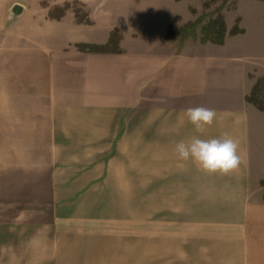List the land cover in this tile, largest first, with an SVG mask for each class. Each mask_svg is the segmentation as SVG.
<instances>
[{"label":"crops","instance_id":"obj_1","mask_svg":"<svg viewBox=\"0 0 264 264\" xmlns=\"http://www.w3.org/2000/svg\"><path fill=\"white\" fill-rule=\"evenodd\" d=\"M80 1L87 23L78 21L74 8L52 15L57 1L0 0V138L20 140L4 154L24 155L20 169L29 178L18 179L19 185L54 188L45 192L55 204L50 223L40 215L31 225L28 218L18 226L0 224V250H22L14 264L28 258L43 264L44 257L55 264L73 261L76 244L67 236L76 234L79 215L72 212L82 196L91 195V188L139 185L133 158L129 166L108 156L138 154L140 112L147 107L151 173L164 191L155 214L164 228L169 215L179 219L172 241L178 234L181 262L185 253L196 264H264V112L248 99L255 85L251 68L237 58L167 51L163 33L138 36L132 27L151 26V5L135 6L131 16L124 3L105 7L120 0ZM16 5L22 11L12 15ZM114 28L120 42L107 50ZM195 107L217 113L203 134L183 117ZM223 133L239 141L238 171L208 174L191 161L178 167V141ZM54 234L65 242L45 241ZM102 250L108 254L106 246Z\"/></svg>","mask_w":264,"mask_h":264},{"label":"rangeland","instance_id":"obj_2","mask_svg":"<svg viewBox=\"0 0 264 264\" xmlns=\"http://www.w3.org/2000/svg\"><path fill=\"white\" fill-rule=\"evenodd\" d=\"M44 1H57L58 5L52 11L54 16L65 13L68 8H74L78 21L87 23L89 19L80 0ZM106 3L105 7L124 3L128 6L124 13L131 16L135 14V6L145 8L151 5V26L141 24L132 28L140 37L146 32H151V38H160L163 33L170 41L167 51L179 50L187 55L202 53L205 57L243 60L246 66L251 68L255 81L249 101L264 112V0H120L116 3ZM139 12L145 14L148 11ZM114 15L116 17V14ZM118 15H121V11ZM109 34L105 48L115 50L121 35L116 28ZM94 47L93 45L92 49ZM145 102L150 104L149 99ZM145 104L142 105L146 106ZM148 109L145 107L140 112L138 154L108 156V161L111 158V161L115 160L116 163L128 161L129 166L133 158L134 168H139V178L133 182L139 185L91 188V195L87 193L82 196V204L78 201V209L72 212L79 215L73 220L76 234L67 236L70 237L68 240L71 244H76V251L73 252L75 257L73 261H66L64 264H196V259H187L185 253L181 262L178 234L175 236L176 241H172V232L178 233L179 219L169 215V218L164 220L167 224L164 228L163 220L159 226L158 213L155 214L159 205L157 200L163 197L164 191L163 185L158 186L157 179L154 181V174L151 173V122H148L151 110ZM19 142L20 140L0 138V224L18 226L16 223L25 222L28 218L27 221L31 225L36 221L34 218L40 215L43 216L41 221L50 223L55 204L51 202V199L54 202V198L49 192L54 188L24 186L26 181L20 186L18 179L29 178V173L20 169L24 155L4 154L13 150V145L17 146ZM127 173L125 171L126 175ZM47 189L49 192H45ZM167 191L170 194L169 188ZM79 206L85 210L78 213ZM173 226H177L174 231ZM46 228L49 227L45 226V230ZM14 237L15 235L10 234V240ZM28 237L30 240L31 234ZM63 237L59 234L44 236L45 241L53 238L55 242L61 243L65 242ZM104 242H107L106 245ZM103 246L108 248L107 255L102 250ZM1 247L3 249L6 246ZM84 247L86 249H83ZM13 249L7 246L6 251L0 250V264H14L12 259L17 253H23L22 250L18 252ZM48 253L51 256V251ZM50 259L44 257L43 264H55ZM27 264H35V261L28 258Z\"/></svg>","mask_w":264,"mask_h":264},{"label":"clouds","instance_id":"obj_3","mask_svg":"<svg viewBox=\"0 0 264 264\" xmlns=\"http://www.w3.org/2000/svg\"><path fill=\"white\" fill-rule=\"evenodd\" d=\"M183 117L193 125L196 133L203 134L214 123L217 113L210 108L195 107L186 109ZM174 151L181 162L178 167L182 168L183 162L191 161L208 174L229 175L238 171L243 163L239 154V141L228 133L208 139L194 135L187 141H178Z\"/></svg>","mask_w":264,"mask_h":264},{"label":"water","instance_id":"obj_4","mask_svg":"<svg viewBox=\"0 0 264 264\" xmlns=\"http://www.w3.org/2000/svg\"><path fill=\"white\" fill-rule=\"evenodd\" d=\"M21 11H22L21 6L16 5V6L13 8V11H12L13 14H12V15H14V14L19 15V14L21 13Z\"/></svg>","mask_w":264,"mask_h":264},{"label":"trees","instance_id":"obj_5","mask_svg":"<svg viewBox=\"0 0 264 264\" xmlns=\"http://www.w3.org/2000/svg\"><path fill=\"white\" fill-rule=\"evenodd\" d=\"M250 100V98H248Z\"/></svg>","mask_w":264,"mask_h":264}]
</instances>
